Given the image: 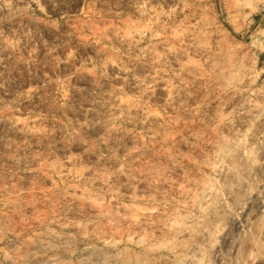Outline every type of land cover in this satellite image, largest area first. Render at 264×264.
I'll list each match as a JSON object with an SVG mask.
<instances>
[{
    "label": "rangeland",
    "instance_id": "1",
    "mask_svg": "<svg viewBox=\"0 0 264 264\" xmlns=\"http://www.w3.org/2000/svg\"><path fill=\"white\" fill-rule=\"evenodd\" d=\"M264 0H0V264H264Z\"/></svg>",
    "mask_w": 264,
    "mask_h": 264
},
{
    "label": "built area",
    "instance_id": "2",
    "mask_svg": "<svg viewBox=\"0 0 264 264\" xmlns=\"http://www.w3.org/2000/svg\"><path fill=\"white\" fill-rule=\"evenodd\" d=\"M261 39L264 41V25L261 28Z\"/></svg>",
    "mask_w": 264,
    "mask_h": 264
}]
</instances>
